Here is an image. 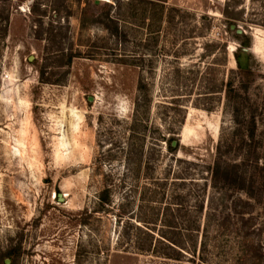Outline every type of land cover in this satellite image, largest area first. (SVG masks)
<instances>
[{
	"label": "rangeland",
	"instance_id": "374dc122",
	"mask_svg": "<svg viewBox=\"0 0 264 264\" xmlns=\"http://www.w3.org/2000/svg\"><path fill=\"white\" fill-rule=\"evenodd\" d=\"M227 2L0 0V264H264V0L246 91Z\"/></svg>",
	"mask_w": 264,
	"mask_h": 264
},
{
	"label": "trees",
	"instance_id": "16d2710c",
	"mask_svg": "<svg viewBox=\"0 0 264 264\" xmlns=\"http://www.w3.org/2000/svg\"><path fill=\"white\" fill-rule=\"evenodd\" d=\"M237 5L239 6V4L233 2L230 3V0H228V2L225 5V9L223 10V14L226 18L227 21V31L231 36V39L233 40V42H235L237 44V48L233 51V57H234V61L236 64V76L238 78V82H239V89L242 91H246L247 89H249L250 86L253 85L254 81H255V71L252 67V62H251V58L252 56L248 53L247 48H249L250 46V37L248 35L245 34H237L236 31H231L230 30V26L231 25H236V21H240L241 20V15L243 13V11H235L237 8ZM116 32V30H115ZM225 47V45H222V48ZM207 48H215V45H211L208 46ZM63 57V56H62ZM69 58V57H68ZM254 120L251 119L250 123L248 124L247 128H248V136H250V138L253 137V133H254ZM170 150H173L172 145L170 144L169 146ZM220 166L217 165L213 170L215 174H217L220 170ZM222 170L226 171L225 168H222ZM101 199V196H100ZM102 202L106 203L109 200L106 197H102ZM169 250L173 251V248L171 246L174 245L173 243L169 242ZM193 246V245H192ZM194 247V246H193ZM13 254H11V252H7L4 254V258L1 261L2 264H5V260L12 259ZM164 256H169V254H164Z\"/></svg>",
	"mask_w": 264,
	"mask_h": 264
},
{
	"label": "water",
	"instance_id": "95a60500",
	"mask_svg": "<svg viewBox=\"0 0 264 264\" xmlns=\"http://www.w3.org/2000/svg\"><path fill=\"white\" fill-rule=\"evenodd\" d=\"M230 30L231 31H234L235 30L237 34H241L242 33V31L240 29H238L236 25H231L230 26ZM175 144H176V142H172L171 143L172 147H174ZM5 264H9V260H5Z\"/></svg>",
	"mask_w": 264,
	"mask_h": 264
}]
</instances>
